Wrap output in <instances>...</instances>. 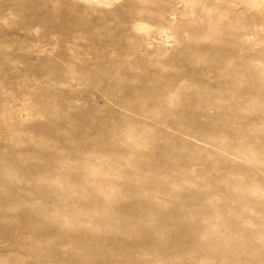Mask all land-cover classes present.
I'll use <instances>...</instances> for the list:
<instances>
[{"label":"rangeland","instance_id":"obj_1","mask_svg":"<svg viewBox=\"0 0 264 264\" xmlns=\"http://www.w3.org/2000/svg\"><path fill=\"white\" fill-rule=\"evenodd\" d=\"M0 264H264V0H0Z\"/></svg>","mask_w":264,"mask_h":264}]
</instances>
